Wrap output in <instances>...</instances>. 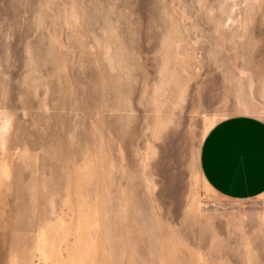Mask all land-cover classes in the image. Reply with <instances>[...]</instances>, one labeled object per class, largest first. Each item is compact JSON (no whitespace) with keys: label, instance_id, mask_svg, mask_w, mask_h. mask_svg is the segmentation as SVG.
I'll list each match as a JSON object with an SVG mask.
<instances>
[{"label":"rangeland","instance_id":"1","mask_svg":"<svg viewBox=\"0 0 264 264\" xmlns=\"http://www.w3.org/2000/svg\"><path fill=\"white\" fill-rule=\"evenodd\" d=\"M264 121V0H0V264H264V198L200 172Z\"/></svg>","mask_w":264,"mask_h":264},{"label":"crops","instance_id":"2","mask_svg":"<svg viewBox=\"0 0 264 264\" xmlns=\"http://www.w3.org/2000/svg\"><path fill=\"white\" fill-rule=\"evenodd\" d=\"M200 172L225 200L264 198V121L241 116L215 125L201 146Z\"/></svg>","mask_w":264,"mask_h":264}]
</instances>
